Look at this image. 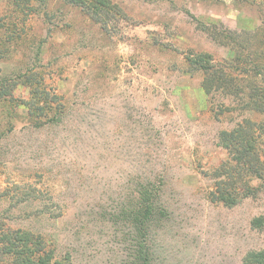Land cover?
Wrapping results in <instances>:
<instances>
[{"label":"rangeland","instance_id":"obj_1","mask_svg":"<svg viewBox=\"0 0 264 264\" xmlns=\"http://www.w3.org/2000/svg\"><path fill=\"white\" fill-rule=\"evenodd\" d=\"M83 1L25 0L13 11L0 0V79L20 104L13 114L0 102V192L18 188L10 226L42 234L73 264H123L128 244L111 212L150 179L169 209L154 264H242L264 248L250 225L264 200H208L209 174L226 158L218 132L239 116L215 118L219 100L191 62L228 60L218 33L264 26V0ZM27 103L43 108L38 127Z\"/></svg>","mask_w":264,"mask_h":264},{"label":"trees","instance_id":"obj_2","mask_svg":"<svg viewBox=\"0 0 264 264\" xmlns=\"http://www.w3.org/2000/svg\"><path fill=\"white\" fill-rule=\"evenodd\" d=\"M64 1L75 7L85 4L83 0ZM11 3L13 11L26 7L25 0H12ZM93 4L97 7L107 2L93 0ZM9 22L7 26L10 23L15 26L14 22ZM218 34L223 45L230 47L233 53L230 58L213 65L212 58L203 53L191 65L193 70L203 73L201 89L205 96L219 100L212 110L215 118L239 116L232 128L218 132L217 144L226 158L209 174L212 188L208 200L232 208L244 199L264 200V26L253 32L223 30ZM30 77L33 81L34 75L29 73L17 78L29 82ZM9 82L10 79H0V102H8L14 114L13 110L20 104L15 105V100L9 97L6 90ZM27 104L29 109L33 108L28 115L33 116L31 120L38 127L37 117L44 113L43 108ZM48 110L53 108L50 106ZM54 111L47 123L58 121V110ZM8 114L11 115L10 111ZM254 115L258 119L253 120ZM17 189L0 192V201H8V208L0 207V264H73L69 253L57 254L42 234L10 226L12 211L19 204L15 200ZM162 197L163 189L152 180L144 179L136 184L126 200L113 207L110 219L119 228H115V232L128 244L123 264H154L152 238L169 218V209ZM250 225L264 235V212L253 217ZM242 264H264V248L248 251Z\"/></svg>","mask_w":264,"mask_h":264}]
</instances>
